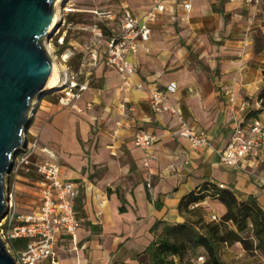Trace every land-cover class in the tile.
Listing matches in <instances>:
<instances>
[{"label": "crops", "instance_id": "obj_1", "mask_svg": "<svg viewBox=\"0 0 264 264\" xmlns=\"http://www.w3.org/2000/svg\"><path fill=\"white\" fill-rule=\"evenodd\" d=\"M156 1L71 0L75 9L66 14L63 32L74 49L69 66L89 89L78 103L80 111L61 106V94L42 98L29 136L39 146L34 161L53 162L41 151L51 150L59 157L62 179L79 189V250L72 251V239H60L58 264H149L153 242L186 223L181 202L206 186L230 190L242 203L252 198L264 211V160L234 169L220 159L238 124H250L256 115L264 118L259 99L264 91V0H188L189 11L166 3L151 26V41L139 42L137 53L128 56L135 72L127 91L118 70L105 60L106 50H94L88 63L86 46L66 39L68 31L90 27L86 20L101 3L115 19L125 10L142 19ZM100 29L107 44L112 35ZM171 84L178 89L168 100L181 120L156 114L151 106V92H165ZM183 124L208 134L209 144L194 148L181 136ZM137 130L156 138L150 148L156 160L149 168L145 151L133 142ZM39 180L34 172L10 176L18 213L37 210ZM196 207L211 208L210 217L227 212L210 198Z\"/></svg>", "mask_w": 264, "mask_h": 264}, {"label": "built area", "instance_id": "obj_2", "mask_svg": "<svg viewBox=\"0 0 264 264\" xmlns=\"http://www.w3.org/2000/svg\"><path fill=\"white\" fill-rule=\"evenodd\" d=\"M188 0H158L155 2L151 11L142 19L136 18L129 10H125L121 17L122 31L119 34H112L104 58L107 63L118 70L124 91L132 88L131 76L135 70L128 61V56L136 54L138 43H149L151 41V26L158 17L166 10V3H178L184 6L185 10H191L192 6ZM231 2L242 1L247 3L258 2V0H229ZM70 13L71 9L63 7V12ZM110 21L115 17L112 13L104 14ZM66 21H63V25ZM99 38H102V30L94 27L92 30ZM63 43V41H62ZM74 53L67 50L61 56L62 67L59 74V90L52 93H60L59 102L64 108L80 111L79 101L83 94L89 89L86 84L79 81L78 75L69 66L70 59ZM57 60V57H55ZM97 60V53L94 55ZM141 88V86H139ZM178 87L171 84L165 92H151V106L156 114L170 113L180 118L178 112L169 102V94H175ZM231 102H234L232 99ZM120 125V124H119ZM184 126L181 136L189 140L196 149L206 147L210 137L205 132H199ZM156 141L155 136L145 130H137L133 137L136 147L145 151L147 162L145 167L149 168L150 162L156 160V156L150 148ZM39 146L36 141H30L27 134V146L23 154L25 156L15 166V175L21 172H34L40 177L38 191L40 203L32 214H20L17 211L15 191L9 186L7 194L8 212L0 224V235L5 241L10 253L16 260V264H58L55 249L62 238L72 239V251L78 252L79 247L75 241L81 222L77 217L75 209L76 200L79 196L78 186L74 183L66 182L62 179V169L59 166V157L51 150L44 148L42 153L49 156L53 162L37 164L34 161ZM221 163L229 168L241 169L242 166L251 161L254 166H258L264 160V118L254 116L250 124H238L234 134L225 147L220 152ZM14 170V169H13ZM13 174V172H12ZM11 174V175H12ZM150 184L148 188H150ZM211 222H220L221 218L217 215L210 217ZM25 241L26 245L19 249L13 248V241ZM191 264H206V259L199 256Z\"/></svg>", "mask_w": 264, "mask_h": 264}, {"label": "water", "instance_id": "obj_3", "mask_svg": "<svg viewBox=\"0 0 264 264\" xmlns=\"http://www.w3.org/2000/svg\"><path fill=\"white\" fill-rule=\"evenodd\" d=\"M60 1L0 0V224L16 158L27 146L39 102L52 93L46 90L53 58L44 42L62 25L56 22ZM0 264H16L1 235Z\"/></svg>", "mask_w": 264, "mask_h": 264}, {"label": "trees", "instance_id": "obj_4", "mask_svg": "<svg viewBox=\"0 0 264 264\" xmlns=\"http://www.w3.org/2000/svg\"><path fill=\"white\" fill-rule=\"evenodd\" d=\"M259 99L264 109V91ZM208 198L219 201L226 208V214L218 223H206L203 218L192 223L190 216L201 209L196 206ZM180 211L186 214V223L170 227L153 242L147 250L149 264H191L199 256L205 257L206 264H225L221 261L220 249L235 244L242 245L245 250L254 248L257 254L264 256V211L256 200L251 198L242 203L230 190L206 186L181 202ZM248 233L253 235L252 239L243 236ZM25 245V241L19 240L12 243L16 249ZM200 249L205 255L195 256Z\"/></svg>", "mask_w": 264, "mask_h": 264}, {"label": "rangeland", "instance_id": "obj_5", "mask_svg": "<svg viewBox=\"0 0 264 264\" xmlns=\"http://www.w3.org/2000/svg\"><path fill=\"white\" fill-rule=\"evenodd\" d=\"M71 0H69V3H65L63 4L62 7V11H63V7H66V9H71L72 12L75 9V6L71 5ZM102 3L100 4V7H98L96 9L97 13L95 15H89L88 19L86 20L87 23L89 24L90 27H87L85 29H81V30H75V31H68L67 37L66 39H76L78 41H80L83 45L86 46V50L88 51L89 55L87 56V62L91 63L92 62V58H93V51L94 50H106L107 48V44H106V38L104 35V33H102L104 36L103 38H99L96 33H94L92 30L94 28L95 24H99V28L104 29L107 32V36H111L112 35V30H114L116 33H119L122 31V23H121V17L118 16L116 19H114L113 21H110L107 17L104 16V14L109 12V9L105 7H101ZM70 12V13H72ZM62 13V12H61ZM67 13L66 11L62 13L61 16V22L62 25L60 27V29L57 31V33L52 37V39H50L49 41H45V47L47 48V46H49L51 49L49 51V53L51 54L52 58L55 59V57H57V63L59 64V69L58 72L60 74V71L62 69L61 65H64L63 62L59 61V54L62 51V53L64 54L66 52V50H70L73 52V48H71L70 46H67L65 41H64V30H66L67 28V24L63 25V21L66 20V14H70ZM111 30V31H110ZM103 32V31H102ZM63 41V43H62ZM100 41V42H99ZM85 43V44H84ZM65 51V52H63ZM60 93H55L53 96L59 95ZM49 96H45L43 99L47 100ZM32 127L30 128L29 132H28V137L32 136ZM25 156V154L21 153L17 156L16 158V167L18 166L19 162L23 159V157ZM16 167L13 170V174H15L16 172ZM211 208H205V209H200V211L195 214V215H191L190 216V221L192 223L198 222L201 218L204 219V221L206 223H210V214H213V211H209ZM218 214V212L216 213ZM222 218V217H221ZM4 221V220H3ZM2 221V222H3ZM233 228V226H231ZM235 229V228H234ZM249 230H252V226L249 227ZM250 232V231H249ZM245 238L248 239H252L253 235L251 233L245 234L243 235ZM197 255H205L204 250L200 249L198 250ZM220 258L221 261L225 264H264V256L262 254H257L253 249L251 250H245L243 248L242 245L240 244H235V245H225L223 247H221L220 249Z\"/></svg>", "mask_w": 264, "mask_h": 264}, {"label": "bare ground", "instance_id": "obj_6", "mask_svg": "<svg viewBox=\"0 0 264 264\" xmlns=\"http://www.w3.org/2000/svg\"><path fill=\"white\" fill-rule=\"evenodd\" d=\"M66 2V0H61L60 2H58L57 7H56V22L60 21L61 16H62V5ZM47 49L50 51V47L47 46ZM51 52V51H50ZM53 72L50 78V83L48 85V88L46 91L48 92H53L55 90H59V64L57 63V61L53 58Z\"/></svg>", "mask_w": 264, "mask_h": 264}]
</instances>
